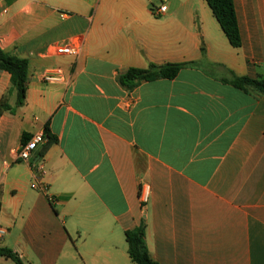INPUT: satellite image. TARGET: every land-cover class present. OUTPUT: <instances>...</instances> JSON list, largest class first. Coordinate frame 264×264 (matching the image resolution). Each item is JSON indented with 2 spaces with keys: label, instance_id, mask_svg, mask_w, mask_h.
Segmentation results:
<instances>
[{
  "label": "crops",
  "instance_id": "0c3cea01",
  "mask_svg": "<svg viewBox=\"0 0 264 264\" xmlns=\"http://www.w3.org/2000/svg\"><path fill=\"white\" fill-rule=\"evenodd\" d=\"M234 6L240 47L206 0H0V47L29 61L25 104L0 115V247L24 264H138L126 231L144 225L160 264H264V94L231 82L264 79V0ZM71 41L78 55L57 54ZM151 63L188 65L121 83ZM10 79L0 69L15 106ZM46 125L40 175L18 151Z\"/></svg>",
  "mask_w": 264,
  "mask_h": 264
},
{
  "label": "trees",
  "instance_id": "16d2710c",
  "mask_svg": "<svg viewBox=\"0 0 264 264\" xmlns=\"http://www.w3.org/2000/svg\"><path fill=\"white\" fill-rule=\"evenodd\" d=\"M206 1L230 43L234 47H240L242 45V37L238 25L234 0ZM186 65H188V63H165L161 65L151 63L148 68L131 67L120 75V81L127 88L132 89L139 85L142 81L175 77ZM0 69L10 73L11 87L9 90H13L16 93L15 106L10 105L4 96L0 100V115L6 111L15 113L16 109L23 106L26 101L29 61L26 58L11 55L0 47ZM231 82L239 88L264 94V79L259 80L248 76L234 75ZM45 133L48 138L45 146V148H47L57 139L55 136L50 134L48 125L45 126ZM28 138L29 137L25 135L23 137V142H25ZM126 239L129 253L138 264H160L151 256L149 252L145 240L144 225L132 230H127ZM0 255L13 259L16 264H24L19 255L9 248L0 247Z\"/></svg>",
  "mask_w": 264,
  "mask_h": 264
},
{
  "label": "built area",
  "instance_id": "2783aa9c",
  "mask_svg": "<svg viewBox=\"0 0 264 264\" xmlns=\"http://www.w3.org/2000/svg\"><path fill=\"white\" fill-rule=\"evenodd\" d=\"M166 10V6L162 5L155 10L156 14H160ZM81 51V46L77 42H69L66 44H61L56 46V52L60 55H78ZM43 79L46 82H62L65 80V75L60 69H49L43 73ZM48 138L45 133V129H41L32 134L30 138H28L23 144L21 145L18 151V157L22 160L30 161L31 160V167L35 172L40 175H43L44 164L41 156L35 155L34 152L37 149L39 144L47 142ZM36 183V182H35ZM34 187H37L38 184H33ZM43 186V184H42ZM141 196L144 201L147 200V192L142 191Z\"/></svg>",
  "mask_w": 264,
  "mask_h": 264
}]
</instances>
